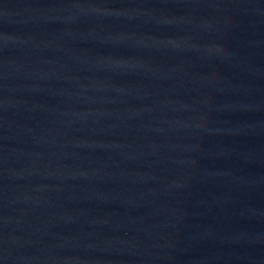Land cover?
Masks as SVG:
<instances>
[{"label": "water", "instance_id": "1", "mask_svg": "<svg viewBox=\"0 0 264 264\" xmlns=\"http://www.w3.org/2000/svg\"><path fill=\"white\" fill-rule=\"evenodd\" d=\"M0 264H264V0H0Z\"/></svg>", "mask_w": 264, "mask_h": 264}]
</instances>
